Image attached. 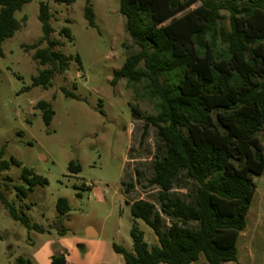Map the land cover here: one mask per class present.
<instances>
[{
  "label": "trees",
  "instance_id": "trees-1",
  "mask_svg": "<svg viewBox=\"0 0 264 264\" xmlns=\"http://www.w3.org/2000/svg\"><path fill=\"white\" fill-rule=\"evenodd\" d=\"M31 1L0 0L1 56L5 40L22 26L16 12ZM120 12L138 50L114 71L113 83L126 79L155 101L157 113L145 117L142 136L154 126L159 139L148 179V186L157 188L155 201H133L131 214L153 229L159 244L149 245L134 225L133 250L116 243L113 248L126 264H191L201 254L210 264L235 261L257 188L255 177L264 173V0H120ZM84 16L90 26H97L91 0ZM51 17L49 3L42 1L38 18L43 35L29 48L36 49L33 58L46 68L24 90L48 89L55 74L68 70L73 59L54 48L60 42L50 39ZM61 33L72 39L69 27ZM44 42L47 46L40 47ZM75 60L83 67L79 54ZM63 92L80 98L65 88ZM130 107L140 118V110ZM37 108L50 125L55 115L51 103L41 100ZM4 156L3 147L0 173L22 166L16 158ZM69 170L78 173L81 165L71 161ZM20 176L24 183L13 186L21 198L48 184L27 167ZM177 184L187 192L175 193ZM0 201L14 220L45 232L1 188ZM70 209L69 200L60 197L59 214ZM14 264L35 263L19 256ZM52 264H67L65 255H53Z\"/></svg>",
  "mask_w": 264,
  "mask_h": 264
},
{
  "label": "rangeland",
  "instance_id": "rangeland-1",
  "mask_svg": "<svg viewBox=\"0 0 264 264\" xmlns=\"http://www.w3.org/2000/svg\"><path fill=\"white\" fill-rule=\"evenodd\" d=\"M42 1L49 3L52 14L50 39L60 42L54 48L73 59L68 70L55 74L48 89L24 90L32 84L33 76L46 68L33 58L36 49L29 48L43 35L38 18ZM86 2L32 0L16 12L22 26L2 45L0 149L5 148L4 158L14 157L22 166L1 172L0 188L45 232L29 230L14 220L0 201V264H14L19 256L35 264H52V256L61 254L69 264H126L113 245L132 251L134 225L149 245L159 244L153 229L131 214L133 201L154 202L157 194L156 187L148 186L159 141L157 129L149 126L142 136L145 117L157 113L155 101L143 95L141 86L136 91L126 79L113 83L114 71L138 50L126 30L120 0H91L96 27L84 16ZM223 13L228 25L227 13ZM63 27L70 28L72 39L61 33ZM45 46L47 42L40 47ZM77 54L83 67L75 60ZM63 88L80 98L67 97ZM41 100L50 102L55 111L50 125L37 108ZM130 104L140 110V118L134 116ZM71 161L81 165L80 172H70ZM24 167L47 178L48 184L21 198L13 185L24 183L20 176ZM255 182L247 226L237 241V260L222 264H264V173L255 177ZM173 191L186 193L187 188L177 184ZM60 197L70 203L65 215L57 210ZM88 228L96 235L88 236ZM63 229L66 232L62 234ZM191 264L210 263L201 254Z\"/></svg>",
  "mask_w": 264,
  "mask_h": 264
},
{
  "label": "crops",
  "instance_id": "crops-1",
  "mask_svg": "<svg viewBox=\"0 0 264 264\" xmlns=\"http://www.w3.org/2000/svg\"><path fill=\"white\" fill-rule=\"evenodd\" d=\"M90 230V231H89ZM89 231V232H88ZM88 231H87V234H88V236H94V235H96V232L92 229V228H88ZM66 257V256H65ZM66 263L67 264H69L68 262H67V258H66Z\"/></svg>",
  "mask_w": 264,
  "mask_h": 264
},
{
  "label": "water",
  "instance_id": "water-1",
  "mask_svg": "<svg viewBox=\"0 0 264 264\" xmlns=\"http://www.w3.org/2000/svg\"><path fill=\"white\" fill-rule=\"evenodd\" d=\"M90 231V230H89Z\"/></svg>",
  "mask_w": 264,
  "mask_h": 264
}]
</instances>
